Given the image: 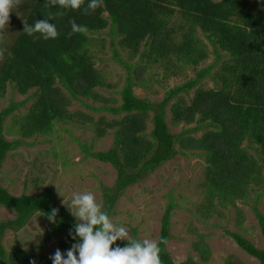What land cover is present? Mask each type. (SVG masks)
Returning a JSON list of instances; mask_svg holds the SVG:
<instances>
[{
  "label": "trees",
  "instance_id": "1",
  "mask_svg": "<svg viewBox=\"0 0 264 264\" xmlns=\"http://www.w3.org/2000/svg\"><path fill=\"white\" fill-rule=\"evenodd\" d=\"M251 1L103 0L102 7L84 15L83 8L89 0H85L80 10L62 9L58 5L45 8L46 0H21L10 14L9 26L0 32V98L8 84L27 97L21 102L10 101L0 110V167L7 153L22 144L21 138L48 134L56 121L71 120L73 114L66 107L72 99L78 100L90 109L104 110L112 116L108 119L101 115L93 122L98 137L112 130V146L89 152L116 170L113 186L104 188L102 210L108 216L127 187L177 153L197 151L194 153L205 163L200 183L204 194L201 204L208 213L218 205L236 207L237 201H245L250 193L254 194L255 204L251 208L260 227L263 246L258 248L237 232L225 229L224 233L259 264H264V215L256 206L261 194L257 189L260 183L264 190V0H258L256 5ZM251 6L255 9L250 10ZM49 12H64L63 16L49 20L56 26L57 38L36 39L39 33L29 36L23 32L24 20L34 25ZM72 19L86 26V34L75 33L68 38ZM105 28L112 45L111 57L125 70L118 90V105L109 104L115 99H108L97 90L110 84L89 53V46L94 42L87 33ZM202 37L208 40L216 56L213 63L198 69L209 54ZM150 65L161 67L164 77L179 75L188 66L194 69L195 75L168 88L160 101H151L134 92L135 86H143V74ZM205 77L212 80L213 86L201 84ZM191 91L193 94L187 100ZM87 99L92 103L88 104ZM29 100L32 102L27 110L18 114L16 132L21 138L7 140L6 119ZM94 102L99 105L94 106ZM78 115L85 120L90 118L82 113ZM148 121L152 128L146 132ZM169 123L172 126L194 123V126L172 133ZM198 129H204L203 133L193 136L191 131ZM249 148L257 155L251 154ZM0 204L16 212L13 219L0 222V264H31L33 260L36 264H53L44 254L37 256L19 245L6 250L2 243L6 229L23 228L36 212L43 215L53 208L59 209L56 223L43 215L49 222L45 243L57 239V248L66 257L67 250L78 242L70 235L76 219L64 205L53 201L51 188L35 194L14 195L0 185ZM173 207L174 203L169 201L161 217L157 240L161 262L196 264L192 259L174 262L166 245L159 243L161 238L167 241L171 238ZM237 214L241 220L240 208ZM127 243V240H118L113 248Z\"/></svg>",
  "mask_w": 264,
  "mask_h": 264
},
{
  "label": "rangeland",
  "instance_id": "2",
  "mask_svg": "<svg viewBox=\"0 0 264 264\" xmlns=\"http://www.w3.org/2000/svg\"><path fill=\"white\" fill-rule=\"evenodd\" d=\"M258 0H252L256 5ZM251 6L250 10H254ZM93 38L94 44L89 46V53L95 66L101 71L108 87L97 88L106 98H113L111 105L120 104L118 90L123 84L125 70L111 57L112 45L109 42L108 28L94 33H87ZM208 46L207 58L200 62L197 68H203L215 61L212 46L202 37ZM117 38H115L116 47ZM122 56L125 55L121 51ZM226 56L221 59L224 60ZM217 63L216 68L219 66ZM195 75L194 69L188 66L184 72L176 76L164 77L162 68L150 65L146 68L143 77V86H135L134 92L141 98L151 101H160L164 92ZM203 86H213L210 78L205 77ZM28 94V93H27ZM193 94L190 92L189 97ZM22 95L11 86L7 85L3 96L0 98V110L10 101H24ZM32 100L14 111L4 123V133L7 140L21 138L16 132L19 121L18 114L24 113ZM91 104V99H87ZM98 106V102L93 103ZM73 114L69 121H56L48 134L35 135L30 138H21L22 144L9 151L0 167V185L7 188L14 195L35 194L47 188L53 192V201L62 206L63 197L60 191L68 198L73 192H92L98 204L103 207L104 188L113 186L116 170L110 163L101 162L89 155V152L107 150L113 144L112 130L106 131L102 137L95 133L93 122L101 115L110 119L112 116L104 110H93L72 99L66 107ZM169 114V109L167 108ZM82 113L84 117L78 114ZM85 120L83 123L82 121ZM180 124L169 129L178 133L183 128L192 127ZM152 128L150 121L147 123L146 132ZM204 129L191 131L199 137ZM246 142L243 143L245 145ZM176 149L178 146L176 145ZM248 151L257 155L249 148ZM197 151L177 153L161 166L148 173L137 183L127 187L115 202L113 212L109 216L117 225L129 229V234L143 241L144 239L158 240L161 226V217L169 201L174 203L170 217L171 238L166 244L174 262H183L192 259L196 264H259V261L241 249L224 230L237 232L251 241L258 248L263 246L262 235L257 218L251 208L255 204L253 193L245 201H237L236 207L216 206L210 213L202 202L204 198L202 187V171L205 165ZM264 177V167L262 169ZM263 183L257 189L261 192L256 206L264 215V190ZM58 186V187H57ZM237 208L243 212L241 220L238 218ZM16 212L0 204V222L11 220ZM74 217V216H73ZM75 218V217H74ZM76 219V218H75ZM48 220L40 213H34L28 223L19 230L6 229L2 236V243L6 250L13 245H19L26 250H32L37 256L44 254L46 260L54 256L57 248V239L47 243L43 241ZM206 249L205 252L202 250Z\"/></svg>",
  "mask_w": 264,
  "mask_h": 264
},
{
  "label": "clouds",
  "instance_id": "3",
  "mask_svg": "<svg viewBox=\"0 0 264 264\" xmlns=\"http://www.w3.org/2000/svg\"><path fill=\"white\" fill-rule=\"evenodd\" d=\"M21 0H0V32L7 29L10 24V14L17 8ZM85 0H46L45 8L58 5L62 9L80 10ZM103 6V0H89L83 8L84 15H90L97 8ZM19 15V12H17ZM64 12H49L45 19H38L34 25H29L24 20L23 32L29 36L39 33L36 39H55L59 33L54 23L57 16H63ZM71 31L68 38L75 33L87 32L86 26L78 25L75 19L70 20ZM58 187V186H57ZM62 203L70 214L76 218L74 231L70 235L77 243L67 250L66 257L60 249L50 257L53 264H162L160 247L157 241L144 239L143 241L131 238L129 229L115 225L108 214L102 210L92 192H73L71 198L66 197L59 189ZM59 209L53 208L50 213H45L48 220L56 223ZM118 240H127L124 247L113 245ZM159 243L167 244L168 241L161 238ZM78 253V255H77ZM31 264H36L35 260Z\"/></svg>",
  "mask_w": 264,
  "mask_h": 264
}]
</instances>
